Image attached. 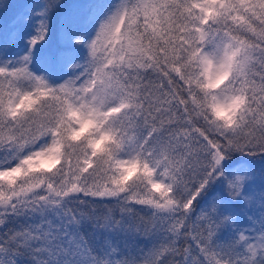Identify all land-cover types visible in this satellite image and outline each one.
I'll return each instance as SVG.
<instances>
[{"label":"snow or ice","instance_id":"obj_1","mask_svg":"<svg viewBox=\"0 0 264 264\" xmlns=\"http://www.w3.org/2000/svg\"><path fill=\"white\" fill-rule=\"evenodd\" d=\"M0 264H264V0H0Z\"/></svg>","mask_w":264,"mask_h":264}]
</instances>
